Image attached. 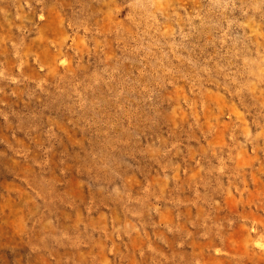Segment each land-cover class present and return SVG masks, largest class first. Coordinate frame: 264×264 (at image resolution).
<instances>
[{
	"label": "rangeland",
	"instance_id": "obj_1",
	"mask_svg": "<svg viewBox=\"0 0 264 264\" xmlns=\"http://www.w3.org/2000/svg\"><path fill=\"white\" fill-rule=\"evenodd\" d=\"M0 264H264V0H0Z\"/></svg>",
	"mask_w": 264,
	"mask_h": 264
}]
</instances>
